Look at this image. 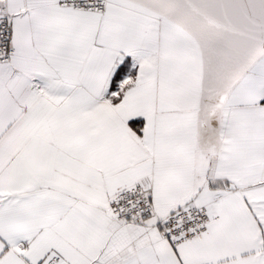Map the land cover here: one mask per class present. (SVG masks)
<instances>
[{"label":"snow or ice","instance_id":"6c2138e0","mask_svg":"<svg viewBox=\"0 0 264 264\" xmlns=\"http://www.w3.org/2000/svg\"><path fill=\"white\" fill-rule=\"evenodd\" d=\"M0 264H264V0H0Z\"/></svg>","mask_w":264,"mask_h":264}]
</instances>
